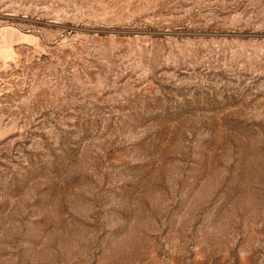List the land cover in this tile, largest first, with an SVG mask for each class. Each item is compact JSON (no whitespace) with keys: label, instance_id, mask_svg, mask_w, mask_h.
<instances>
[{"label":"rangeland","instance_id":"obj_1","mask_svg":"<svg viewBox=\"0 0 264 264\" xmlns=\"http://www.w3.org/2000/svg\"><path fill=\"white\" fill-rule=\"evenodd\" d=\"M0 264H264V0H0Z\"/></svg>","mask_w":264,"mask_h":264},{"label":"bare ground","instance_id":"obj_2","mask_svg":"<svg viewBox=\"0 0 264 264\" xmlns=\"http://www.w3.org/2000/svg\"><path fill=\"white\" fill-rule=\"evenodd\" d=\"M7 36V35H6ZM12 39V38H11Z\"/></svg>","mask_w":264,"mask_h":264}]
</instances>
